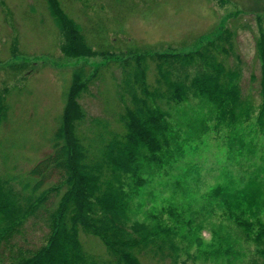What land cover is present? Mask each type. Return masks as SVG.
Listing matches in <instances>:
<instances>
[{"label": "rangeland", "instance_id": "374dc122", "mask_svg": "<svg viewBox=\"0 0 264 264\" xmlns=\"http://www.w3.org/2000/svg\"><path fill=\"white\" fill-rule=\"evenodd\" d=\"M59 1L65 13L83 28L88 43L97 52L94 58L71 59L61 54L57 28L43 1L0 0L5 5H0V86L5 80L9 88L7 118L0 127V178L22 199L31 194H45L46 198L35 214L1 244L0 264H9L20 254L28 255L48 237L46 211L54 209L64 191L63 174L44 166H40L39 174L31 171L52 152V140L75 70L82 68L88 83L79 100L90 118L78 128L85 145L93 143V119L108 124L112 133H122L117 120L122 110L119 87L123 88V71L130 70L138 54L186 55L230 34L229 43L224 45L226 53H219L216 61L236 76L242 101L254 108L261 105L257 42L264 32V0ZM14 40L18 54L12 55ZM145 64L146 82L149 91H154L155 62L147 57ZM14 67H18L16 71ZM188 72L193 74L194 70ZM158 104L168 110L167 105ZM185 106L196 120L205 121L209 130L198 131L196 124L197 131L204 135L201 138L182 135L185 127L179 131L169 148L168 161L153 168L140 197L131 202L133 214L128 226L137 221L155 227L154 219L172 226L167 211L173 208L183 215L181 222L189 223V228L183 231L181 225V232L173 238L177 253L167 247L161 261L160 255L153 254L157 248L151 245L138 257L143 264H263L254 246L208 198L213 189L223 185L247 188L252 172H260L257 179L264 181V136L258 131L255 114L233 133L229 120L218 124L203 100L191 99ZM180 120L171 113L172 127ZM36 183L39 185L32 193ZM58 187L62 189L56 190ZM260 196L264 198V188ZM152 214L159 218H147ZM261 220L264 222V214ZM79 239L96 259L110 261L98 238L81 232ZM221 248L228 249V254L217 259L213 251Z\"/></svg>", "mask_w": 264, "mask_h": 264}, {"label": "trees", "instance_id": "16d2710c", "mask_svg": "<svg viewBox=\"0 0 264 264\" xmlns=\"http://www.w3.org/2000/svg\"><path fill=\"white\" fill-rule=\"evenodd\" d=\"M41 1L57 28L61 54L71 59L94 58L97 52L88 43L83 28L65 13L60 1ZM0 3L5 7L3 2ZM228 36L219 37L201 50L186 55H136L130 70L123 71V88L119 87L118 92L122 110L117 120L122 125V133H112L108 124L93 119L90 121L94 128L90 139L93 143L88 145L84 144V138L78 131L80 125L90 120L79 102L88 89V83L82 68L73 72L52 140V152L31 171V174H39L40 166L61 170L64 191L54 209L46 211L49 228L46 242L28 255L20 254L9 264H143L138 253L149 251L151 245L155 250L157 248L153 254L160 255L161 261L167 247L171 246L177 253L173 238L181 232V225L185 231L189 223H182L183 215L177 214L175 209L167 211L172 226H166L157 219H154L155 227L137 221L128 226L133 214L131 202L140 197L148 183L146 177L152 178L153 168L168 161L171 155L169 148L179 131L185 127L182 135L187 138L198 132L196 119L188 118L186 112L182 115L176 113L181 120L174 122L172 127L169 117L173 111H169L170 108L191 99H201L208 106L209 115L214 113L218 124L229 120L233 133L255 114L260 126L258 131L264 136V32L257 42L262 71L261 105L257 108L241 100L236 76L216 61L219 53L225 52ZM13 43L11 53L15 55L18 54V43L16 40ZM147 57L155 62L157 86L154 91H149L146 82ZM17 68L12 69L16 71ZM189 69L194 70L193 74H189ZM3 81L0 86V127L8 113L6 94L9 88ZM159 102L167 105L168 110H163ZM259 175L252 173L247 188L231 189L229 185H223L213 189L208 198L219 208L222 216L240 230L241 237L254 246V253L264 264V222L261 220L264 198L260 196L264 181H258ZM38 185L35 184L32 193ZM45 199V194L39 197L31 194L22 199L0 178V246L11 238L28 216L35 214ZM147 218H159V215L152 214ZM81 232L98 238L110 261H101L89 254L80 242ZM213 253L219 259L228 254V249H217Z\"/></svg>", "mask_w": 264, "mask_h": 264}]
</instances>
